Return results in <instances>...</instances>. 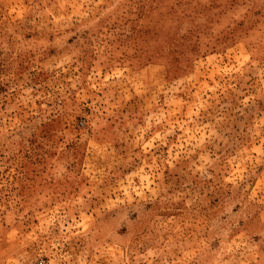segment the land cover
Returning a JSON list of instances; mask_svg holds the SVG:
<instances>
[{
  "label": "rangeland",
  "instance_id": "1",
  "mask_svg": "<svg viewBox=\"0 0 264 264\" xmlns=\"http://www.w3.org/2000/svg\"><path fill=\"white\" fill-rule=\"evenodd\" d=\"M0 264H264V0H0Z\"/></svg>",
  "mask_w": 264,
  "mask_h": 264
}]
</instances>
